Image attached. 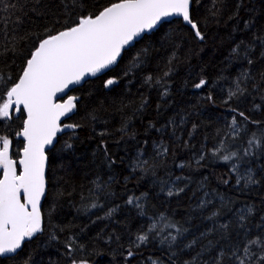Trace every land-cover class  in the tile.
<instances>
[{
    "label": "trees",
    "instance_id": "obj_1",
    "mask_svg": "<svg viewBox=\"0 0 264 264\" xmlns=\"http://www.w3.org/2000/svg\"><path fill=\"white\" fill-rule=\"evenodd\" d=\"M3 2L15 5L11 13L0 7V19L9 18L8 29L10 36L16 37V48L14 52L0 54V73L15 80L36 37L45 35L46 29H62L69 16L75 19L82 12H95L109 0ZM238 3L241 7L235 15ZM215 8L220 12L213 16ZM192 18L205 35L204 41H199L181 20L164 23L124 51L112 70L71 91L70 95L79 96L80 100L65 123L82 127L75 130V135L71 130L58 137L55 147L48 151L47 190L41 206L44 232L25 242L15 260L0 258V264H24L28 257L33 264H70L71 258L86 259L88 264H151V260L183 264L201 247L207 246L209 240L215 246L203 259L211 261L228 242L222 240L219 233L214 232L207 238L200 235L212 227V222L206 219L208 214L220 208L217 194L231 201L233 211L224 212L218 223L232 222L233 227L229 229L232 242L238 239L237 233L242 237L244 232L236 225L234 210L248 205L254 206V213L246 222L248 234L264 233V228L258 227L264 218V154L257 153L258 159L251 164L259 183L245 188L243 184L236 186L228 164L208 152L222 138L229 145L240 146L248 134L264 129V124L257 128L245 123L233 111L237 109L252 120L264 121V81L260 77L264 72L261 56L264 46L254 39L264 36V0H223L222 3L217 0L215 4L214 0H195ZM245 21L249 22L248 27ZM241 42L252 45V65L242 55L237 57L232 53ZM5 44L7 41L0 37V49ZM138 53H142L144 62L125 75ZM173 53L175 59L169 65ZM169 67L170 75L164 78L168 95L162 96L163 87L154 81L145 83V79L149 75L160 77ZM245 71L253 78L241 85L247 86V92L228 100L229 90H235L234 82ZM111 77H116L118 83L104 88V81ZM201 78L207 84L194 88ZM254 83L260 90L253 89ZM209 95L212 101L207 99ZM142 99L147 100L144 107H141ZM234 115L245 130L240 139L232 141L229 125ZM23 119L24 115L18 114L10 120H0V135L12 140L14 159L19 158L18 152L23 147V142L15 135L21 130ZM125 124L127 131H120ZM193 125H196L195 130ZM101 132L106 135L100 136ZM102 141L115 160L111 166L103 155ZM66 142L72 144L71 149L65 147ZM161 142L168 148L163 155L154 147ZM202 150L207 155L197 166L195 161ZM140 152L143 155L138 157ZM138 158L147 160L146 171L135 168ZM181 163L184 168L178 167ZM224 179H229V183L224 184ZM94 181L110 185L112 194L105 195L104 191L96 189ZM180 187L184 191L179 195H167L169 188ZM205 192L209 193L213 204L202 211L197 205L205 198ZM141 193H147L142 200L144 215L140 214V209L126 203L130 195ZM93 202L102 207L85 209V204ZM110 208L116 210L109 217L106 212ZM159 213L179 222L188 231L171 249L153 234H149L146 244L134 247L135 237L146 231L149 218ZM52 235L57 238L52 239ZM69 237L84 246L83 250L77 248L71 258L65 246ZM194 238L199 243L193 249H183V245ZM130 246L135 255L126 259Z\"/></svg>",
    "mask_w": 264,
    "mask_h": 264
},
{
    "label": "snow or ice",
    "instance_id": "obj_2",
    "mask_svg": "<svg viewBox=\"0 0 264 264\" xmlns=\"http://www.w3.org/2000/svg\"><path fill=\"white\" fill-rule=\"evenodd\" d=\"M194 2L195 0H109L108 4L98 8L95 12H82L75 16V19L69 16L62 29L56 31L46 29L45 35L36 37L15 80L10 75L5 76L0 73V101H2L0 102V120H10L14 113L24 115L21 130L15 133L17 137L23 139V147L18 152V159H14L11 154L12 140L7 135H0V258L15 260L26 241H31L44 232L41 200L45 197L47 190L48 150L55 147L59 133L72 130V134L75 135V130L82 127L79 124L62 123V118L70 117V114L75 112L80 97L68 95L66 100L58 102V98H62L61 94L67 95L68 91L73 90V86L81 85L87 77H96L117 65L128 46L142 39L145 34L162 27L165 22H170V18H181L186 25L191 27L195 37L199 41H204L205 35L192 18ZM216 2L217 0H214V4ZM219 2L222 3L223 0ZM0 7L5 12L11 13L15 5L0 0ZM236 7L235 15H238L241 4L238 3ZM219 12L220 9L215 8L211 14L216 16ZM8 24V17L0 19V37L7 41V44L0 49V54L14 52L16 48V37L15 35L10 36ZM248 26L249 22L245 21V27ZM254 39L259 40L264 46V36H256ZM251 51L252 45H244L243 42L232 49L233 54L237 57L242 55L249 65L254 63L250 57ZM261 56L264 57V52H261ZM141 57L142 53H138L133 58L125 75L144 62ZM174 59L175 53L169 59V65ZM170 72L169 67L160 77L154 78L149 75L145 83L154 81L163 87L161 95L167 96L168 85L164 78L169 77ZM260 77L264 81V72L260 74ZM251 79L253 78L249 72H242L234 82L235 90H229L228 100L243 96L248 89L246 85L244 87L241 85ZM117 83V78L111 77L104 81L103 86L110 88ZM206 84L207 81L201 78L193 87L200 89ZM253 89L260 90L255 83ZM207 99L212 101L211 95ZM146 104L147 100L142 99L141 107ZM256 107L258 108L259 105ZM233 111L237 112L245 123L256 125L257 128L264 124V121L252 120L243 111L237 109ZM92 118L95 119V116L93 115ZM170 123L173 122L170 121ZM149 127L154 126L149 125ZM195 128L196 125H193V130ZM229 128V138L232 141L240 139L245 130L235 115L232 117ZM120 131L126 132L127 125L125 124ZM191 134L190 132L189 136ZM99 135L103 137L106 133L101 132ZM101 143L104 149L103 155L111 166L115 160L109 155L106 144L103 141ZM65 147L71 149L72 144L66 142ZM154 147L157 148L159 155L168 152L163 142L159 145L154 144ZM208 152L229 165V172L235 176L236 186L243 184V187L247 188L258 184L259 181L256 179V173L251 164L254 159H258L257 153L264 154V129L248 134L247 139L240 146L229 145L222 138ZM142 155V152L138 153V157ZM206 155L207 153L202 150L195 161L197 166L205 160ZM147 163V160L138 158L135 168L146 171ZM178 167L184 168L185 165L181 163ZM179 179L181 177H177V180ZM229 179H224L222 182L228 184ZM93 183L96 189L104 191L105 195L112 194L110 185L97 181ZM161 190L163 191V188ZM183 191L182 187L169 188L167 195L172 197ZM146 196L147 193H141L139 196L130 195L126 203L140 209V214L144 215L142 200ZM204 197L197 205V208L202 211L213 204V199L208 198V192L204 193ZM217 198L220 201V208L212 210L206 217L212 222V227L200 235L201 238H207L215 232L220 234L222 240L228 242L209 261L203 259L204 254L215 246L214 242L209 240L207 246L201 247L200 251L190 259L183 261V264H264V233L250 236L247 231L246 222L253 215L254 206L248 205L234 210L236 225L244 232L242 237L240 233H237L238 239L232 242L229 239V229L233 227L232 222L218 223V218L224 212L233 211L230 207L231 201L218 194ZM81 199L84 200L85 197L82 195ZM84 207L94 209L102 205L93 202L90 205L85 204ZM115 210L108 209L106 216H112ZM149 220L146 231H141L135 237L134 247L139 248L146 244L150 239L149 234H153L159 237L161 244H167L171 249L178 244V238L183 237L188 231L179 222L170 220L164 213H159L157 217H150ZM258 227L264 228V218ZM51 238L56 239L57 237L52 235ZM198 243V239L194 238L185 243L183 249H193ZM65 246L70 258L77 248L83 250L84 247L77 245L73 237H69ZM134 255L132 246H130L126 259ZM24 264H33L31 257L25 259ZM70 264H88V261L71 258ZM151 264H162V262L151 260Z\"/></svg>",
    "mask_w": 264,
    "mask_h": 264
},
{
    "label": "water",
    "instance_id": "obj_3",
    "mask_svg": "<svg viewBox=\"0 0 264 264\" xmlns=\"http://www.w3.org/2000/svg\"><path fill=\"white\" fill-rule=\"evenodd\" d=\"M175 19H178V20H181V21H182L181 18H177V17L170 18V21L175 20ZM165 23H167V22H165ZM182 23H183L185 26H187V27H189V28L191 29V27H190L189 25H186L183 21H182ZM191 30H192V29H191ZM154 31H155V30H154ZM154 31H153V32H154ZM192 32H193V30H192ZM151 33H152V32H151ZM151 33H147V34H145V35H149V34H151ZM145 35H144V36H145ZM144 36H143V37H144ZM139 40H141V39H138L137 41H134V42H133V45L128 46V47L126 48V50H128L129 48H131L132 46H134ZM126 50H125V51H126ZM123 53H124V52H123ZM123 53H122V54H123ZM118 61H119V60H118ZM115 66H116V65L112 66L110 69L106 70L104 73L98 74L96 77H99V76H102V75L106 74L107 72H109L110 70H112ZM96 77H87L86 80H85L84 82H82L81 85L73 86V90L76 89V88H78V87H81L85 82H87V81H89V80H91V79H94V78H96ZM71 91H72V90H71ZM71 91H68V92H67V95L61 94L62 98H58V102H63L64 100H66V99H67V96L70 95ZM73 114H74V113L70 114V117H71ZM13 115H14V116H18V114H15V113H14ZM70 117H64V118H62V123H65V121L69 120ZM70 131H71V130H66L64 133H59L58 136H57V138L60 137V136H62V135H64V134H66V133H68V132H70ZM17 139H18V140H21V141L23 142L22 137H17ZM55 144H56V143H55ZM51 149H52V148H49V150H51ZM49 150H48V151H49ZM46 171H47V170H46ZM45 196H46V194H45ZM44 198H45V197H44ZM44 198H42V200H41V206H42V203H43ZM26 242H28V241H26Z\"/></svg>",
    "mask_w": 264,
    "mask_h": 264
}]
</instances>
